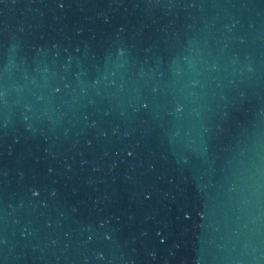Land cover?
<instances>
[{
    "label": "water",
    "instance_id": "1",
    "mask_svg": "<svg viewBox=\"0 0 264 264\" xmlns=\"http://www.w3.org/2000/svg\"><path fill=\"white\" fill-rule=\"evenodd\" d=\"M0 264H264V0H0Z\"/></svg>",
    "mask_w": 264,
    "mask_h": 264
}]
</instances>
